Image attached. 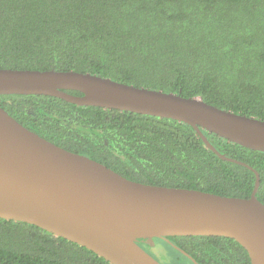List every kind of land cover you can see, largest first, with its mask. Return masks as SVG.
Masks as SVG:
<instances>
[{"label": "trees", "instance_id": "trees-1", "mask_svg": "<svg viewBox=\"0 0 264 264\" xmlns=\"http://www.w3.org/2000/svg\"><path fill=\"white\" fill-rule=\"evenodd\" d=\"M0 68L90 73L264 120V0H0ZM0 107L39 137L131 181L237 198L253 189L252 170L221 160L174 120L43 95H0ZM199 131L259 174L256 199L264 205V152ZM152 240L169 250L150 254L161 264H193L170 244L198 264H250L227 237ZM0 264L110 263L39 227L0 219Z\"/></svg>", "mask_w": 264, "mask_h": 264}, {"label": "water", "instance_id": "water-1", "mask_svg": "<svg viewBox=\"0 0 264 264\" xmlns=\"http://www.w3.org/2000/svg\"><path fill=\"white\" fill-rule=\"evenodd\" d=\"M0 95L51 96L82 107L174 120L191 126L221 160L245 166L255 176L248 198L138 183L39 137L0 107V219L39 227L110 264H161L140 244L170 236L227 237L246 250L250 264H264V205L256 199L259 174L218 153L199 131L264 152V120L200 98L74 71L0 68Z\"/></svg>", "mask_w": 264, "mask_h": 264}, {"label": "rangeland", "instance_id": "rangeland-1", "mask_svg": "<svg viewBox=\"0 0 264 264\" xmlns=\"http://www.w3.org/2000/svg\"><path fill=\"white\" fill-rule=\"evenodd\" d=\"M146 245H147L146 250L148 251L149 254H151L154 257L169 256L168 248L160 242H154L152 240L150 241L149 244Z\"/></svg>", "mask_w": 264, "mask_h": 264}]
</instances>
